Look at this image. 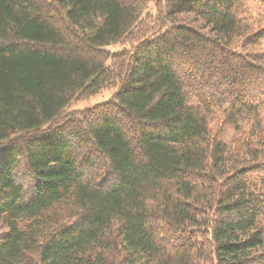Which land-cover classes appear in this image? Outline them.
Segmentation results:
<instances>
[{
  "label": "trees",
  "instance_id": "obj_1",
  "mask_svg": "<svg viewBox=\"0 0 264 264\" xmlns=\"http://www.w3.org/2000/svg\"><path fill=\"white\" fill-rule=\"evenodd\" d=\"M0 219V264H264V0H0Z\"/></svg>",
  "mask_w": 264,
  "mask_h": 264
},
{
  "label": "rangeland",
  "instance_id": "obj_2",
  "mask_svg": "<svg viewBox=\"0 0 264 264\" xmlns=\"http://www.w3.org/2000/svg\"><path fill=\"white\" fill-rule=\"evenodd\" d=\"M130 47H131L130 44H126L124 46L123 44L118 43V44H114L113 46H109L105 49L111 53H114V52H119L121 50H125V48H130ZM115 91L116 89H106V90H103V92L100 93L99 95L92 96L91 98H84L80 100L71 101L70 104L68 105V108L64 111L63 117L60 119L58 123L62 121L64 123L65 121H69V120H72L73 118H77L79 117L82 111L92 108V106L103 104L105 101L110 99L112 95L115 94ZM86 151H87L86 153L89 154L88 153L89 150L87 149ZM95 161H97L95 171L91 172L92 175L89 174L91 178L93 177V180L95 176L97 175L103 176V174H105V170H104L105 167H103L102 162L99 161L97 157H95ZM6 231H7V227L6 225L3 224V221L0 219V234Z\"/></svg>",
  "mask_w": 264,
  "mask_h": 264
}]
</instances>
